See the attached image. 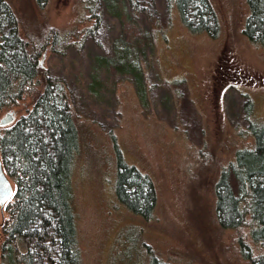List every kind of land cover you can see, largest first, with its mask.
Instances as JSON below:
<instances>
[{
	"label": "rangeland",
	"instance_id": "obj_1",
	"mask_svg": "<svg viewBox=\"0 0 264 264\" xmlns=\"http://www.w3.org/2000/svg\"><path fill=\"white\" fill-rule=\"evenodd\" d=\"M210 1L219 19L210 30H190L165 0H139L141 7L129 11L149 36L138 52L140 82L107 60L116 55L122 23L104 0L98 27L79 47L46 50L40 60L63 81L78 116L70 205L80 264H152L154 257L174 264H248L233 230L216 218L213 186L235 149L251 142L243 128L264 120V40L244 35L247 0ZM40 2L11 0L22 32L39 37L42 23L69 31L92 22L83 17V0ZM27 105L22 99L0 117L12 111L15 120ZM114 142L123 160L153 181L156 198L147 216L116 195ZM9 250L0 233V264H9Z\"/></svg>",
	"mask_w": 264,
	"mask_h": 264
},
{
	"label": "trees",
	"instance_id": "obj_2",
	"mask_svg": "<svg viewBox=\"0 0 264 264\" xmlns=\"http://www.w3.org/2000/svg\"><path fill=\"white\" fill-rule=\"evenodd\" d=\"M104 1L115 8L122 23L116 55L107 60L115 68L132 72L136 82H140L138 52L147 46L149 36L136 28V19L129 12L141 7L139 0ZM117 1L121 4L117 5ZM165 2L167 9H177L182 24L190 30L218 27V15L210 0ZM247 2L250 11L244 35L263 41L264 0ZM99 7V0H83V17L90 18L91 23L69 31L42 23L37 37L21 31L11 0H0V110L28 99L26 109L0 129L3 167L15 185L0 224V233L11 249L9 264H80L70 205V174L79 146L78 116L63 81L49 75L40 60L46 50L64 53L68 46L79 47L84 35L92 34L101 21ZM129 24L133 28L127 27L126 31L124 25ZM133 29L138 35L132 41L124 39L125 34H135ZM250 107L251 101L247 100L245 113L250 112ZM243 129L252 140L240 144L234 159L219 168L213 186L215 214L221 227L233 230L248 264H264V120H250ZM114 148L116 195L134 212L147 216L156 198L153 181L147 173L123 160L115 142ZM153 259L152 264H174Z\"/></svg>",
	"mask_w": 264,
	"mask_h": 264
},
{
	"label": "water",
	"instance_id": "obj_3",
	"mask_svg": "<svg viewBox=\"0 0 264 264\" xmlns=\"http://www.w3.org/2000/svg\"><path fill=\"white\" fill-rule=\"evenodd\" d=\"M13 119H14V113L12 111H6L0 117V124H6L7 122ZM13 191H14L13 185L4 170L0 155V207H3L4 203L9 199Z\"/></svg>",
	"mask_w": 264,
	"mask_h": 264
}]
</instances>
